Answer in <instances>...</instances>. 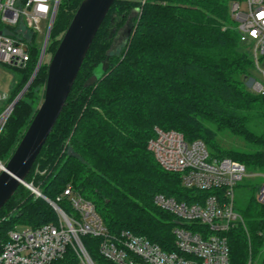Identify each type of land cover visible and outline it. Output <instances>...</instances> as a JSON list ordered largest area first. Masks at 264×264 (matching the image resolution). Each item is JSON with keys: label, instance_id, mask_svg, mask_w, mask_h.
<instances>
[{"label": "trees", "instance_id": "16d2710c", "mask_svg": "<svg viewBox=\"0 0 264 264\" xmlns=\"http://www.w3.org/2000/svg\"><path fill=\"white\" fill-rule=\"evenodd\" d=\"M231 1L116 0L26 182L55 202L71 185L95 205L111 234L130 231L174 251V230L182 223L155 205L156 195L193 204L214 192L188 189L181 174L161 168L148 149L156 127L177 131L188 142L202 140L212 158L264 173V95L248 89L253 59L235 29ZM82 2L62 0L46 55L55 54ZM22 25L10 34L16 37ZM119 39L124 42L116 47ZM23 40L30 43L31 59L16 69L21 81L10 104L30 82L41 54L35 33L26 32ZM47 77L44 61L8 119L0 136L5 164L39 109ZM225 132L247 148L224 147L219 135ZM57 202L73 214L67 198ZM240 210L250 235L241 226L228 233L231 264H247L249 247L255 259L264 245V207L253 196ZM57 221L46 200L20 185L0 211V233ZM81 239L96 264H114L101 256V239ZM52 264L80 261L69 248Z\"/></svg>", "mask_w": 264, "mask_h": 264}, {"label": "built area", "instance_id": "2783aa9c", "mask_svg": "<svg viewBox=\"0 0 264 264\" xmlns=\"http://www.w3.org/2000/svg\"><path fill=\"white\" fill-rule=\"evenodd\" d=\"M61 2L27 0L20 6L19 0H0L1 65L13 69L27 67L31 59V46L29 41L23 39L29 31L37 37L43 35V41L38 42L42 52ZM230 14L236 23L235 29L241 43L252 56L254 73L262 78L258 80L253 75L248 81V89L254 94L264 95V0H232ZM43 22L47 23L46 30L42 28ZM19 24H23V28L17 31L15 37L9 30ZM8 99L0 94V108ZM13 110L11 103L0 112V136ZM148 149L164 171L181 174L186 188L214 192L193 204L156 195L155 205L182 223L174 230V251L163 250L148 238L130 231L111 234L95 205L76 193L71 185L57 199L69 200L73 209L71 216L57 201L48 199L34 187L31 191L51 205L58 221L38 228L0 233V264H52L62 259L69 248L76 253L80 264H96L84 246L81 239L84 236L101 239V256L114 264H231L228 233L241 226L248 238L250 235L235 205V190L248 176L246 166L229 158H212L202 140L188 142L183 134L174 130L164 131L159 127L155 128V136L149 141ZM4 165L0 160V172ZM260 176L264 179L263 174ZM257 201L264 207V182L258 190ZM259 235L262 236V233ZM249 250L247 264H254L256 260L251 246Z\"/></svg>", "mask_w": 264, "mask_h": 264}, {"label": "water", "instance_id": "95a60500", "mask_svg": "<svg viewBox=\"0 0 264 264\" xmlns=\"http://www.w3.org/2000/svg\"><path fill=\"white\" fill-rule=\"evenodd\" d=\"M115 2L116 0H83L74 15L48 63L43 102L13 156L0 172V211L13 198L20 185L30 190L35 189L26 182V178L65 109L90 48ZM50 34L51 32L45 40L37 69L27 88L42 65ZM25 91L12 102L14 108Z\"/></svg>", "mask_w": 264, "mask_h": 264}, {"label": "rangeland", "instance_id": "374dc122", "mask_svg": "<svg viewBox=\"0 0 264 264\" xmlns=\"http://www.w3.org/2000/svg\"><path fill=\"white\" fill-rule=\"evenodd\" d=\"M46 22H43L42 28L46 30ZM44 37L43 35H38L37 42L43 41ZM123 39H119L116 41L115 45L116 47H121L123 44ZM52 55L48 54L46 56V62L49 63L51 61ZM264 69V67H263ZM98 72H101V69H98ZM255 79L262 80L261 76L257 74H253ZM21 81V74L18 70L13 69L11 67L3 66L0 64V94L7 97H12L13 92L15 90V87L17 84ZM45 90V89H44ZM44 90L42 93V96L44 94ZM43 102V99H42ZM41 102V104H42ZM40 104V106H41ZM10 105V101H5L0 108V112H2L7 106ZM39 106V108H40ZM219 141L220 143L227 148L235 147L245 150L247 148V144H245L242 140L238 138L231 137L230 134H220L219 135ZM257 174V176L255 175ZM264 175L262 172H254L248 170V176L243 180V182L240 184V186L244 187H237L235 190V205H236V211L241 214V208H244L247 203L249 202V198L255 197L257 199L258 196V190L262 183L264 182V179L260 175ZM248 230V229H247ZM249 232V230H248ZM264 259V245L262 251L256 256L255 263L254 264H262V261Z\"/></svg>", "mask_w": 264, "mask_h": 264}]
</instances>
